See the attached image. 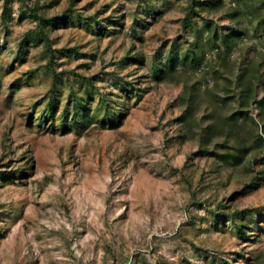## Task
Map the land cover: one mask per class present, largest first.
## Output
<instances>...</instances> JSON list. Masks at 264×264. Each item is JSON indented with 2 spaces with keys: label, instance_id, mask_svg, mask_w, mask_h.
I'll list each match as a JSON object with an SVG mask.
<instances>
[{
  "label": "rangeland",
  "instance_id": "obj_1",
  "mask_svg": "<svg viewBox=\"0 0 264 264\" xmlns=\"http://www.w3.org/2000/svg\"><path fill=\"white\" fill-rule=\"evenodd\" d=\"M263 97L264 0H0V264H264Z\"/></svg>",
  "mask_w": 264,
  "mask_h": 264
},
{
  "label": "trees",
  "instance_id": "obj_2",
  "mask_svg": "<svg viewBox=\"0 0 264 264\" xmlns=\"http://www.w3.org/2000/svg\"><path fill=\"white\" fill-rule=\"evenodd\" d=\"M218 1L219 0H209V4L210 5H217L218 4ZM198 3H201V1H198ZM234 13H237V12H234ZM233 13V14H234ZM41 20L43 22V28L41 29V34L39 35L40 37H47V32L45 31V25H47L48 23H50V19H47V18H44V17H41ZM243 32L241 30H233L227 34L224 35V38H223V41L226 43V44H229L230 42V39L232 38H238ZM199 36H197V42L199 41ZM227 47V46H226ZM187 53L181 58L182 61H185L187 59ZM176 58H178V56H176ZM135 60L136 62L138 63H141L143 61V56L142 54H140V52H138L137 50H133L132 52L131 51H128L126 53V58H125V62L127 61H133ZM174 66H169V65H164V67L161 68V70L159 71L158 74H155L157 77H164V75H166V71L168 70H172ZM153 72L155 73L156 72V69L153 70ZM252 92H253V85H251L250 83L246 82V85H244V87L242 88L241 90V94H240V98H241V107H244V106H247L248 105V100L252 97ZM186 99H190L191 96H188L187 94L185 95ZM80 104H85L87 102L86 98H81L79 100ZM53 100H51L50 102V105L52 106L53 105ZM53 107V106H52ZM86 107V106H84ZM257 107L258 109H260L259 113H260V116L263 115V113L261 114V111H263L264 109V97L263 98H260L258 101H257ZM86 117L85 114H83L82 116H80L79 114L78 115H74V119L75 118H82L84 119ZM240 117H244V119L247 117V112L246 110H244L243 108H238V110L232 112L227 118L228 120L231 122V124H235L238 119ZM261 129L260 131L261 132H257L255 133V136H254V141L257 145L261 146L264 144V118L261 117V125L259 126V124L257 123V129ZM210 133H208L207 135H202L201 138L203 141H208L210 139ZM202 141V142H203ZM227 145L225 143H222L221 144V147H226ZM205 152L207 150H204ZM247 152L248 151V148L247 147H242L240 146L239 148L235 149L234 151H230V150H226V151H223V152H219V151H216V150H208L207 152L209 154H212L214 156H216L218 159L222 160L223 162H232L233 164L235 163H238L242 157H243V154L244 152ZM264 159V158H263ZM264 161V160H263ZM3 179H9V176H7L6 174H3ZM258 178H256V180H254V176L253 178L251 179L252 182H249L250 185H252L253 187H256L259 183V180H257ZM219 205H223V206H227L226 204H224L223 202H219ZM251 210L246 208V209H241V210H238L236 212L233 213V217H239L240 215H243V217H246V215L250 214ZM233 219V218H232ZM246 223H241L240 226H238L239 228V232L241 233H246V230L244 229V227L248 226L249 225V222H250V218L249 219H246L245 221Z\"/></svg>",
  "mask_w": 264,
  "mask_h": 264
}]
</instances>
